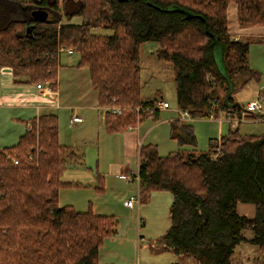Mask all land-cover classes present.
Returning a JSON list of instances; mask_svg holds the SVG:
<instances>
[{
  "label": "trees",
  "instance_id": "obj_1",
  "mask_svg": "<svg viewBox=\"0 0 264 264\" xmlns=\"http://www.w3.org/2000/svg\"><path fill=\"white\" fill-rule=\"evenodd\" d=\"M51 1L55 14L47 22L0 25V53L14 59L15 77L21 73L34 84L55 83L61 52L76 53L75 66L87 69L97 105L105 110L107 133H122L148 118L159 120L158 101L140 99L141 50L147 43L155 44L153 54L170 64L177 110L190 119L210 114L240 118L243 107L230 108L233 93L261 80L248 64L249 43L228 31L227 11L235 5L239 27H264V0ZM173 6L201 18L186 20L182 13L162 11ZM5 8L0 0V22L8 19ZM63 17L80 22L61 24ZM97 29L111 33L96 34ZM215 40L233 85L226 102L228 83L212 58ZM112 107L121 112L113 113ZM30 125L15 145L0 148V264H98L99 250L116 233L117 220L59 205V190L77 185L63 182L62 175L82 166L83 154L59 142L57 115L42 113ZM232 126L199 152L192 125L176 119L170 121L169 136L180 149L166 156L152 144L138 149L140 203L154 191L171 195L170 226L158 239L159 249L181 262L264 264V132L241 134ZM239 204L251 205L253 215L238 214ZM242 244L255 246L258 254L241 257L237 248Z\"/></svg>",
  "mask_w": 264,
  "mask_h": 264
},
{
  "label": "rangeland",
  "instance_id": "obj_2",
  "mask_svg": "<svg viewBox=\"0 0 264 264\" xmlns=\"http://www.w3.org/2000/svg\"><path fill=\"white\" fill-rule=\"evenodd\" d=\"M6 2V14L8 19H2L0 22V25H4L7 20H26V15L22 10L19 8L21 5H25L24 2L30 4L31 2H37L40 0H3ZM234 4H231L228 9V28L231 34H234L233 27L235 23V15H234ZM24 8H28L27 6H24ZM80 20L77 17H73L70 20H67L65 17L62 18L60 21L61 24H79ZM255 27V26H252ZM241 28H247V27H241ZM96 34H103L108 35L111 32L107 30L97 29L93 30ZM256 37V38H255ZM243 41L249 43V53H248V64L251 68H255L258 70L261 74V80L259 83H250L247 86H245L242 89H238L233 93V98L235 100V103H238V105L242 106L243 109L246 106L247 102L253 100V95L255 94L257 90L256 84H264V34L259 36H253L252 38H246ZM79 57L76 53H70V55H67V51H62L60 54V63L62 66L66 65H75V63L78 61ZM0 67H1V92L4 96H8L9 92H12L13 94H10L11 96H14L18 91L24 92L25 94H28L29 87L31 86V83L27 81V77L21 73H17V77L13 75V79L17 80L18 82H15V86L11 85L10 79L5 76L6 69L15 68V61L12 58L11 55H4L0 53ZM81 72L85 73L87 76V73L84 70H81ZM77 73L74 71H71V69H63L62 70V76L64 77V80L61 81V85H59V89L62 91V93L66 94L70 91V83H72L73 79H77ZM140 79H141V92H140V99L143 102H149L154 99H156L158 102H166L169 106V109L160 111L159 113V120L154 121L152 118H148L143 121V123L140 126V130L142 132L140 140L144 144L152 143L154 142L158 143L157 150L159 156H166L167 154L171 152H175L180 147L178 146L177 142L175 140H172L169 136L170 134V122L166 121L165 123H159L163 121L167 116L172 117V120L179 119V112L176 107V91L175 86L173 83V76L171 73V66L170 64L164 62L163 60L159 59L156 55L152 54V57H149L145 52V45L143 46L141 50V72H140ZM83 80V76H82ZM88 81V76H87ZM90 82V79H89ZM88 82V85H89ZM21 83V84H20ZM57 83V80L55 78V83L53 85L55 86ZM91 87V83H90ZM92 89V87H91ZM93 90V89H92ZM74 92V90L72 91ZM36 95L40 97V93L36 92ZM41 100V99H38ZM63 100L61 99V102ZM6 104H11L9 102H5ZM36 105H33V108L26 109V116L32 117L35 115L36 111L34 110ZM87 113L85 115H81L82 118L85 120V124H79V125H71L69 123V117H70V111H67L65 107H61V109H58L55 111V114L58 117V140L62 144H70V143H81L84 142L81 146L75 147L79 150L81 154H83V163L86 164V169L84 170H68L63 175V180L68 179L70 175L77 174L80 175L79 177L70 179L71 181L76 182H70L73 184H77L76 186H69L64 187V191H66L65 194H69L71 190H79L83 187H90V189L97 194V196H103V193L106 196H113L115 191L119 192H128L129 190H133V195H137L138 186L136 183V179H134L133 182L126 183L125 181H121L117 179V176H109L108 174H102V173H111L114 172V170L119 169V172L125 171H133L137 172L138 162H137V156L132 157H125V153L122 149V145L119 146L118 143V137H116L114 134L107 133L103 126H100L98 124L97 115L93 110L86 111ZM99 118L101 117L102 113H98ZM78 115H80L78 113ZM167 115V116H166ZM245 117H242V119H239V121H235L234 123L228 122V118H225L224 115H219L218 119L216 120H208V119H190L186 122H188L190 125L193 126L195 138H196V149L199 152H205L208 150L210 137H218L221 132L219 133L217 126H219V120H222V122H225L221 124L223 126V135H225L228 132V129L231 124H236V126H232L233 128L237 127L238 131L241 134H253V135H259L264 132V120L262 122H250L248 120L244 119ZM182 121V120H181ZM155 124H158L155 126ZM153 127L151 130L150 138H146L147 133H145V130H147L149 127ZM28 127V124H27ZM137 128V127H136ZM148 131V130H147ZM96 135L98 136L96 138ZM217 139V138H213ZM75 141V142H73ZM5 143V139L3 138V135L0 134V146H2ZM74 146L76 144H73ZM96 145H98V150L96 149ZM155 145V144H154ZM73 146V148H74ZM183 149L188 150L189 148L183 147ZM100 151V158L98 160V152ZM138 152V150H137ZM111 164V165H109ZM68 169V168H67ZM121 169V170H120ZM98 172L99 174H96ZM93 177L95 176V182L89 184H85L87 182V177ZM103 176L106 180V183L104 182ZM80 180H78V179ZM100 179V183L98 184V180ZM62 180V181H63ZM79 181V183H78ZM64 182V181H63ZM101 188L99 190V188ZM63 190V188H62ZM116 194V193H115ZM164 194L167 196H170L168 192L165 191H154L150 194ZM79 194H75L72 196L73 200H76L78 198ZM148 202V203H147ZM146 203H140L138 207H136L134 210L139 213L141 216V209L145 210L148 214H150V217L153 222L148 223L146 227L142 228L143 235L147 239V243H150V241L155 243L156 245H159L158 238L161 237L164 232L161 230V211L163 210V207L165 205L164 199H157L152 202L147 201ZM68 206V205H64ZM143 206V207H142ZM145 206V207H144ZM74 208V207H73ZM75 209V208H74ZM236 211L240 215H246L248 217H251L253 215V207L251 205H243L239 204L236 207ZM161 235V236H160ZM246 236H250V233L247 231ZM146 243V244H147ZM237 252L240 253L241 257H250L253 258L258 254L257 248L252 245L248 244H242L239 248H237ZM238 255V256H240ZM245 258L243 261H246ZM182 263V262H181ZM186 264H192L190 261H184ZM243 264H250L249 262H243Z\"/></svg>",
  "mask_w": 264,
  "mask_h": 264
},
{
  "label": "crops",
  "instance_id": "obj_3",
  "mask_svg": "<svg viewBox=\"0 0 264 264\" xmlns=\"http://www.w3.org/2000/svg\"><path fill=\"white\" fill-rule=\"evenodd\" d=\"M227 15H228V11H227ZM234 15H235V6H234ZM234 18L236 23L234 24L233 27L234 34L230 33L229 28L228 31L235 40L243 41L246 38H252L253 36H259L264 34V27L255 26V27L241 28L237 24L236 15ZM227 25H228V16H227ZM155 50H156L155 44L152 43L145 44V52L149 57H152V54L155 52ZM67 55H70V53H67ZM68 68L71 69V71L77 73L78 75H77V79L74 78L72 83H70V91L64 94L59 89V85H61V81L64 80V77L62 76V70ZM84 69L87 73L88 81L86 74L81 72V70ZM1 70L2 69L0 67V134L3 135V138L5 139V143L2 146H0V148H6L15 145L19 137H21L28 129L27 124L30 125L42 113L48 112L55 114V111L61 109L62 106L65 107L67 111H70L69 123L71 125H79V124H83V122L85 124V120L82 118L81 115H85L87 113L86 111L91 109L97 115L98 124H100V126H103L105 110L99 108L97 105V95L95 91L92 90L90 87L89 74L86 68H77L75 65L62 66L60 63V67L58 68L57 77H56L57 83L55 85V88L53 89L54 92L52 95L41 94L39 90H37L36 84L31 83V86L29 87L30 90L27 91L28 94L18 91L14 96L10 95L13 94L12 92H9L8 96H4L2 94ZM6 70L7 71L5 72L6 73L5 76L10 79V83H12L11 85L13 86L15 84L13 79L14 71L13 69L10 68ZM254 70L256 69L254 68ZM82 76H83V80H82ZM256 85H257L256 87L257 90L255 94H259V93L264 94V84H259V85L256 84ZM73 90L74 92H72ZM36 92L41 94L40 97L36 95ZM255 94L253 95V97L255 96ZM61 99L63 100L62 102ZM5 102H9L11 104H6ZM33 105H36L34 108V110L36 111L35 115L33 117L31 115L30 117L25 118L27 114L26 109H28L27 107L33 108ZM167 109H169V107L163 110H167ZM163 110L160 109V111ZM100 112L102 113V115L99 118L98 113ZM78 113L80 115H78ZM73 116L81 118L82 121L77 123H71L70 120ZM243 117H245L244 118L245 120H248L250 122H262L261 119L264 118V114L263 115L245 114L243 115ZM166 121L168 122L172 121V117L167 116L163 121L159 123H165ZM142 123H140L139 125H141ZM218 123L219 126H217V129L219 133L221 132V134L218 137H210V140H218L221 136H223L222 133L223 126H221V124L225 122H218ZM139 125L136 126L137 128L135 127L132 130H126L122 133L114 134L116 137H118L119 146L122 145V149L125 153L126 158L137 156V150L139 149V146H141V144L144 145V143H142V141L140 140L142 132L140 130ZM157 125L158 124H155V126ZM155 126L149 127L147 129L148 131L145 130V133L147 134L144 136H146V138H150L151 130ZM97 137L98 136L96 135V138ZM213 138H217V139H213ZM62 144L71 147L74 146L73 144H76L74 146L75 148L81 146L82 144H84V142L78 144L77 143L66 144L62 142ZM148 144H152V143H148ZM154 144L156 147L158 146V143L154 142ZM96 149L97 150L99 149L98 145H96ZM99 158H100V151L98 152V160ZM86 167L87 166L84 163L82 166L69 167L64 171L63 175L68 170H73V169L84 170L86 169ZM126 171L127 170L125 171L121 170L119 172V169H116L114 170V172L102 173V174H105V176L106 174H108L109 176H113L114 174L115 177L117 176L118 180L124 182L122 175ZM96 174L99 173L96 172ZM79 176L80 175L72 174L68 179L63 180L62 178V180L64 182H69V183L76 182V181H71L70 179ZM87 178L88 179L85 184H89L90 186L91 183L95 182L94 180L95 176L94 179L91 176ZM103 179L104 182L106 183L104 176ZM64 190H65L64 188L63 190L62 189L59 190L58 203L60 206L68 205L74 207L77 212L90 211L94 215L113 216L117 220L116 233L113 236L105 239L103 245L99 250L98 264H186L184 262L181 263L180 259L175 254L166 250L161 251L159 249V245L155 246L154 242L150 241V243H147V239L143 235L142 228L146 227L148 223L153 222L154 220L151 219L150 214H148L145 210H143V208L141 209V216H140L139 213L137 214V212L134 210L135 208L129 209L123 205L124 201H126L131 196H133L134 192L132 189L129 190L128 192L118 193V191H115L114 195L113 196L111 195L110 197L106 196L104 193L103 196H97V194H95L90 189V187H83L80 188L79 190H71L69 194H65L66 191ZM75 194H79V196L76 200H73L72 196ZM160 198L164 199L165 202L163 210L161 211L160 214L161 222H162L161 230H163V232L165 233L168 227L170 226L169 209L172 202L171 195L167 196L164 194H153L149 196V199L147 201L152 202Z\"/></svg>",
  "mask_w": 264,
  "mask_h": 264
},
{
  "label": "built area",
  "instance_id": "obj_4",
  "mask_svg": "<svg viewBox=\"0 0 264 264\" xmlns=\"http://www.w3.org/2000/svg\"><path fill=\"white\" fill-rule=\"evenodd\" d=\"M67 53H71V50H68ZM53 82L52 81H44L42 83H37L36 84V88L37 90H39V92L41 94H45V95H52L54 90L52 89V85ZM168 104L166 102H161L157 104V108L160 109H166L168 108ZM244 111L241 114L240 118H228V122H235V121H239V119H242L243 115L245 114H254V115H263L264 114V94H255V96L253 97V100L247 102L246 106L243 109ZM111 111L113 113H117L119 114L121 112V109L118 107H112ZM189 116L186 113H180L179 112V119L182 121H188L189 120ZM206 119L208 120H216L218 118H215L212 114H210L208 117H206ZM262 120H264V118H262ZM82 121L81 118L73 116L70 120L71 123H77ZM219 122H222V120H219ZM31 127V125H28V129ZM135 127H128L127 130H132ZM140 147V146H139ZM14 164H17V161L15 159L12 160ZM138 162V159H137ZM123 180L126 183L129 182H133L134 179H136V183L137 186L139 187V178H138V167H137V172H133V171H126L123 175H122ZM123 205L129 209H134L136 207H138L140 205V199H139V193L137 191V195H133L131 196L129 199H127L126 201L123 202Z\"/></svg>",
  "mask_w": 264,
  "mask_h": 264
},
{
  "label": "water",
  "instance_id": "obj_5",
  "mask_svg": "<svg viewBox=\"0 0 264 264\" xmlns=\"http://www.w3.org/2000/svg\"><path fill=\"white\" fill-rule=\"evenodd\" d=\"M162 11L182 13L186 20L194 19V18H201L200 16L194 15L187 10H184V9H181L178 7H174V6L170 7V8L163 9ZM30 16L33 19V21H35V22H47L48 11L45 9H42V8H35L33 11H31ZM31 27H34V26L32 25ZM212 58H213V61L215 63V66H216L218 72L221 74V76L228 83L229 92H228L227 98L225 100V102H226V101H228V98L231 96V94L233 92V85H232L231 81H229L228 76L226 74V70H225V67L223 64V60H222V50H221V47H220L219 43L217 42V40H215V42L212 46ZM237 105H238V103H232L230 105V108H233Z\"/></svg>",
  "mask_w": 264,
  "mask_h": 264
},
{
  "label": "flooded vegetation",
  "instance_id": "obj_6",
  "mask_svg": "<svg viewBox=\"0 0 264 264\" xmlns=\"http://www.w3.org/2000/svg\"><path fill=\"white\" fill-rule=\"evenodd\" d=\"M19 8L22 10V12L25 13L26 15V20L28 21H33V19L31 18L30 16V13L31 11H33L35 8H42V9H45L48 11V17L50 15H54L55 14V11H54V8H53V1L51 0H46L45 4L44 5H32L31 7L29 8H24L23 6H19ZM32 25H35V23H31V26Z\"/></svg>",
  "mask_w": 264,
  "mask_h": 264
},
{
  "label": "bare ground",
  "instance_id": "obj_7",
  "mask_svg": "<svg viewBox=\"0 0 264 264\" xmlns=\"http://www.w3.org/2000/svg\"><path fill=\"white\" fill-rule=\"evenodd\" d=\"M103 109V108H102Z\"/></svg>",
  "mask_w": 264,
  "mask_h": 264
}]
</instances>
